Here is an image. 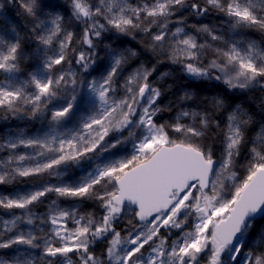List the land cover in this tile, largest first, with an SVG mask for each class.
<instances>
[{
  "label": "snow or ice",
  "instance_id": "1",
  "mask_svg": "<svg viewBox=\"0 0 264 264\" xmlns=\"http://www.w3.org/2000/svg\"><path fill=\"white\" fill-rule=\"evenodd\" d=\"M12 2L28 25L0 30V118L41 127L0 136V186L31 185L0 193V264H264V119L229 96L264 93V43L248 37L264 0ZM212 12L188 30L184 13ZM138 34L157 63L223 88L162 105L169 73L100 48Z\"/></svg>",
  "mask_w": 264,
  "mask_h": 264
},
{
  "label": "trees",
  "instance_id": "2",
  "mask_svg": "<svg viewBox=\"0 0 264 264\" xmlns=\"http://www.w3.org/2000/svg\"><path fill=\"white\" fill-rule=\"evenodd\" d=\"M3 10L9 14L12 18L16 19L18 25L20 34L22 36L26 35L27 28L26 25H28L27 18L21 14V9L12 2V0H3ZM184 15L187 17V22L189 27V31H194L193 28H191L192 25H196L203 20H206L210 17L214 18L215 20L219 21L218 14L215 12L210 13L206 17L198 18L194 16H188L187 13H184ZM251 33L254 35L255 40L258 43H264V33H260L255 30H251ZM107 35V34H106ZM108 39L104 40V43L100 45V48L103 49L105 42ZM141 36H137L135 39L132 37H123L121 36L119 40L116 39V37H112L111 44H125L126 47H130L133 50H136L141 55L139 58H133L130 61L129 69H131L133 66L137 65L140 62H147V66L151 67L153 64L157 65V70L154 72L152 79L157 80L158 77H160L161 73H169L168 76H164L163 79L158 81L159 86L161 87L163 91V96L161 97V104H167L170 101L175 102L180 95L183 93V89L187 91H191L194 93L193 99L191 101H187L184 103L191 104L193 106L200 105L202 101L207 96H211L219 92L223 85H218L215 81H206V82H193L188 79L184 78V74L180 71L179 65H173L171 64L166 58L160 57V63H157V58L152 57V53L148 52L145 53L144 51V45L140 43ZM102 52V51H101ZM176 78V79H175ZM175 79V80H174ZM176 83V84H175ZM178 83V84H177ZM178 87V88H177ZM231 102H240V99H250L254 100L256 102V105L260 108H264L261 106L262 98H264V93H260L259 91H249L246 93H230L229 94ZM248 110L253 114L254 119L258 121L256 118V110H254V107L252 105H248ZM263 110V109H261ZM254 111L255 114H254ZM169 115H174V113H164L163 117L168 118ZM261 115V114H260ZM20 119H13L9 118L7 121L0 118V130L4 128L12 127L16 124V122H19ZM24 122L26 124H29L31 126H41V122L39 120H28L24 119ZM255 127L258 129L259 125H255ZM16 184V183H15ZM6 187V185H3ZM83 206L86 209H89L90 211L96 210V205L93 204L91 201H85L83 203ZM3 212L0 211V214ZM121 227H123V224H121ZM5 250H0V254ZM99 251V248L97 249Z\"/></svg>",
  "mask_w": 264,
  "mask_h": 264
},
{
  "label": "rangeland",
  "instance_id": "3",
  "mask_svg": "<svg viewBox=\"0 0 264 264\" xmlns=\"http://www.w3.org/2000/svg\"><path fill=\"white\" fill-rule=\"evenodd\" d=\"M59 2L60 3H63L64 2V0H59ZM2 5H3V0H0V30H3V29H7L8 31H11V29L13 28V27H15L16 28V30L20 33V30H19V25H18V23H17V21H16V19H14V18H12L9 14H7L4 10H3V7H2ZM200 23H207V24H210V25H213V24H217V23H219V21H217V20H215L214 18H212V17H210V18H208V19H206V20H203L202 22H200ZM226 25L224 26V28L226 29ZM137 36H139V38H140V34H138ZM136 36V37H137ZM113 37H115L114 35H113ZM129 37H131V36H129ZM248 37L250 38V39H253V40H255V37H254V35L251 33V30L248 32ZM109 43H111V41L110 40H107L106 42H105V44H109ZM122 46L123 47H126L125 46V44H122ZM103 55V52H101V56ZM208 59H211L212 57H211V55H208V57H207ZM141 63V62H140ZM140 63H138L137 65H135V66H133L132 68H135V67H137ZM131 68V69H132ZM131 69H129V70H131ZM125 74H127V73H125ZM184 90L185 89H183V92H184ZM182 92V93H183ZM189 92H191V91H189ZM233 104H241L244 108H246V109H248V105L250 104V105H252L253 107H254V110H256V111H254V114H255V112H256V119L258 120V121H260L261 119H264V108H260V107H258L257 105H256V102L254 101V100H250V99H240V102H232ZM261 109H263V110H261ZM261 114V115H260ZM27 122V121H26ZM26 122H24L23 120H19V122H16V124L15 125H13L12 127H9V128H4V129H2V130H0V136H2L4 133H7V132H14V131H19V130H21V129H23L24 131H26L27 133H29V134H32V133H34L38 128H40L41 126H31V125H29V124H26ZM69 127H71V125H69ZM258 130V129H257ZM21 151H24L23 149H21ZM120 155H124L125 153L124 152H120L119 153ZM5 155V153H3V152H0V157H2V156H4ZM69 175H70V173H69ZM31 187V185L29 184V183H27V182H25V183H19V182H17L16 184L14 183V184H12V185H6V187L5 186H0V193H3V194H8V193H14V192H16V191H25V190H28L29 188ZM52 198H55L54 196L52 197ZM80 207V209H81V211H83V212H89L90 210L89 209H86L84 206H83V204L82 205H80L79 206ZM46 210V205H40V206H38L37 208H35L34 209V211H36V212H44ZM0 215H3L4 216V218L5 219H7V218H10L7 214H5V213H2V214H0ZM71 226V225H70ZM124 226V225H123ZM6 251V250H5ZM4 252V251H3ZM3 252L1 253V254H3Z\"/></svg>",
  "mask_w": 264,
  "mask_h": 264
},
{
  "label": "bare ground",
  "instance_id": "4",
  "mask_svg": "<svg viewBox=\"0 0 264 264\" xmlns=\"http://www.w3.org/2000/svg\"><path fill=\"white\" fill-rule=\"evenodd\" d=\"M175 79H176V78H175ZM175 79H174V80H175ZM175 84H176V83H175ZM177 84H178V83H177ZM177 88H178V87H177Z\"/></svg>",
  "mask_w": 264,
  "mask_h": 264
}]
</instances>
